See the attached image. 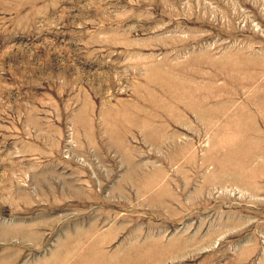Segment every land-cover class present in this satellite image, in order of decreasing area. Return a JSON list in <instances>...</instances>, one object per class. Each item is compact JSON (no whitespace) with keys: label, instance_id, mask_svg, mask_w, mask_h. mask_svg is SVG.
I'll use <instances>...</instances> for the list:
<instances>
[{"label":"rangeland","instance_id":"1","mask_svg":"<svg viewBox=\"0 0 264 264\" xmlns=\"http://www.w3.org/2000/svg\"><path fill=\"white\" fill-rule=\"evenodd\" d=\"M0 264H264V0H0Z\"/></svg>","mask_w":264,"mask_h":264}]
</instances>
